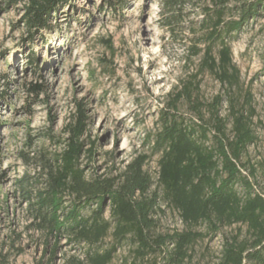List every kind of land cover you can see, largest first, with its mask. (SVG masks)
Returning a JSON list of instances; mask_svg holds the SVG:
<instances>
[{"label": "rangeland", "instance_id": "obj_1", "mask_svg": "<svg viewBox=\"0 0 264 264\" xmlns=\"http://www.w3.org/2000/svg\"><path fill=\"white\" fill-rule=\"evenodd\" d=\"M168 1L69 0L52 15L51 30L39 31L27 24L29 0H0V264H67L85 258V246L49 236L32 211L48 188L57 155L69 143L68 127L79 106L88 117L79 160L87 177L119 178L127 165L146 155L144 169L154 190L159 155L146 140L161 110L201 123L186 96L174 108L169 105L184 85L191 81L198 88L193 97L203 105L206 121L217 97L219 117L226 120L232 106L245 113L252 102L258 139L242 159L243 170L255 192L264 193V6L231 40L241 75L239 85L230 88L215 75L197 72L199 59L190 49L204 39L203 11L213 0ZM229 1L226 22L239 19L240 9L255 2ZM92 148L89 157L85 151ZM70 201L66 194L63 208ZM161 209L154 216V237L187 230L202 234L190 247L188 264H219L225 242L248 235L241 225L213 234L205 224L185 225L172 208L162 204ZM132 248L123 245L111 264H164L161 252L135 261Z\"/></svg>", "mask_w": 264, "mask_h": 264}, {"label": "trees", "instance_id": "obj_2", "mask_svg": "<svg viewBox=\"0 0 264 264\" xmlns=\"http://www.w3.org/2000/svg\"><path fill=\"white\" fill-rule=\"evenodd\" d=\"M229 2L213 0L212 6L204 9V39L190 49L192 56L199 59L197 72L215 75L222 84L233 88L239 85L241 74L234 63L231 40L249 17L258 15L264 0H255L248 9L242 7L239 19L232 16L226 22V12H232ZM68 3L69 0H29L28 26L51 30L52 15ZM197 90L188 82L169 105L174 108L186 96L201 123L187 121L170 108H163L154 133L147 136L152 154L159 155L154 190L155 182L144 169L146 155L127 165L119 178L87 177L79 160L84 153L82 139L88 117L79 106L68 127L69 143L57 155L48 188L32 209L38 227L49 236H64L87 248L84 259L68 260L67 264H111L127 243L133 246L135 261L161 252L164 264H188L190 247L202 234L187 230L154 237V216L162 211V204L176 210L185 225L205 224L213 234L225 226L246 228L245 238L236 236L225 242L219 264H264V193L255 192L242 162L258 139L253 129L252 102L245 113L231 105L226 120L219 117L221 98L217 97L206 121L203 105L193 97ZM3 95L0 90V99ZM93 151L85 152L91 157ZM250 173L255 176L254 167ZM66 194L71 197L70 207L63 208ZM24 195L29 200L26 192Z\"/></svg>", "mask_w": 264, "mask_h": 264}]
</instances>
